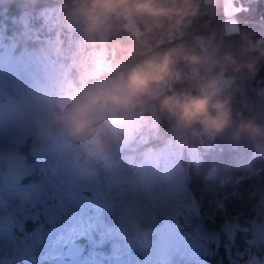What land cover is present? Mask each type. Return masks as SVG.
I'll return each instance as SVG.
<instances>
[{"label":"trees","instance_id":"trees-1","mask_svg":"<svg viewBox=\"0 0 264 264\" xmlns=\"http://www.w3.org/2000/svg\"><path fill=\"white\" fill-rule=\"evenodd\" d=\"M161 2L169 7L174 5L178 11L185 13L184 18H163L159 21L162 27L151 33H145L143 24L139 23L143 30L140 36H134L123 28L113 30L103 46H93L72 15L73 0H0V62L8 64L12 61L18 69L19 58L23 56L35 59L42 66L43 55L37 58L34 55L45 54L48 42L63 35L60 42L63 48L57 52L54 49L52 51L56 54H51L55 60L73 63L65 75L64 85L60 87L63 96L82 92L85 85L111 80L112 74L108 69L117 61L130 66L154 53L181 46L205 54L201 42L207 46V51L216 50L213 57L215 61L223 63L224 58L230 56L239 65H250L239 69L228 67L221 71L212 63L195 68L180 61L176 64L174 80L164 85V92L172 94L184 90L195 91L207 80H217L221 98L229 101L232 128L215 137L178 131L174 122L161 114L158 102L149 100L131 116L137 122L135 134L112 157L101 161H111L114 157L129 158L137 174L145 166L144 158L147 154L153 155L166 146L174 147L179 151L177 158L182 166L185 185L197 206V210L187 214L190 221L185 225V230L190 234L198 228L208 233V250L200 251L197 259L187 257L183 264H248L246 259L240 258L245 257L251 238L258 240L254 224L264 221V139L254 141L242 135L239 140H235L233 132L241 121H251L264 127V23H247L259 15L252 0H230V4L236 7L232 16L240 25L238 30L233 31L226 28L227 0H188L187 6L185 0ZM248 7H252L253 11H240ZM259 7L264 8V0ZM50 9H56L57 12L47 15ZM192 12L194 15L187 14ZM58 17L62 18L61 27L58 24L52 25V20ZM177 20H180L178 24ZM34 30H46L45 37L35 39ZM81 38L86 45L76 51L74 47L79 45ZM94 51L101 54L98 62L100 68L97 70L85 66L83 61L86 54ZM58 52L62 54L58 56ZM41 72L42 68L39 75ZM5 101V104H10L9 99L5 98ZM18 101L15 99L11 102ZM5 104L0 103V107L4 105L8 109ZM40 140L36 135L35 144ZM7 144L15 146L16 142L9 141ZM40 177L36 172L33 181ZM209 196L211 199L207 198ZM103 215L111 218L107 211ZM109 219L106 218L108 223ZM160 221L151 219L145 223L144 228L158 226ZM41 222L47 228L50 227L43 212ZM226 224L233 228L231 237L224 230ZM144 228L129 227L127 233L141 235ZM37 231L39 229L34 233ZM107 232H110L109 227ZM117 240L121 241L123 237L110 239L99 249L111 252L114 248L111 245ZM263 247L259 243L255 253L261 254ZM51 256L46 255L41 260L29 259L23 264H47L45 259ZM0 264L14 263L0 260Z\"/></svg>","mask_w":264,"mask_h":264},{"label":"rangeland","instance_id":"rangeland-1","mask_svg":"<svg viewBox=\"0 0 264 264\" xmlns=\"http://www.w3.org/2000/svg\"><path fill=\"white\" fill-rule=\"evenodd\" d=\"M227 2L226 28L229 31L238 30L239 22L232 16L236 7L230 4V0ZM56 12V9H50L46 14ZM61 22L62 18L58 17L52 20V25L58 24L61 27ZM41 31L34 30L33 37H45L46 30ZM62 39L63 35H58L57 39L48 42L45 54L34 55L36 58L43 55L42 66L35 59L23 56L19 58L18 69L12 61L8 64L0 62V92L4 94L0 93V103L5 104V98L10 100V104H5L8 109L4 105L0 107V153L12 147L7 144L9 141L16 142L17 146L30 133L41 139L33 145V152L40 161L37 162L36 172L41 177L28 185H8L4 179L5 172L2 171L0 157V260L12 261L14 264H23L29 259L41 260L46 255L60 253L65 242L81 234L93 237L91 247L95 249L81 258L56 264H183L187 257L197 259L200 251L208 250V233L198 228L190 234L185 230V225L190 221L187 214L191 210H197V206L185 185L182 166L177 158L179 151L166 146L153 155L147 154L144 158L145 166L135 174L129 158L114 157L111 161L101 162L112 157L135 134L137 122L133 117L124 118L116 129L102 126L99 136L104 151L96 156L89 155L92 150L91 138L86 142H70L62 127L55 122L54 117L67 111L82 93L73 92L64 96L60 93V87L66 80L65 75L73 65L72 62L66 64L51 56L63 48L60 46ZM85 45L86 42L81 38L74 49L78 51L80 46ZM54 49L56 52L52 51ZM57 54L59 56L62 53ZM99 60L101 54L95 51L83 58L84 65L94 70L100 68ZM111 82L112 80L107 79L101 83ZM98 84L100 82L85 85L81 91ZM15 99L19 100L18 103L11 102ZM43 160L51 161L55 170L66 173L70 179L83 185L107 186L110 178L118 174L123 178L120 188L122 194L102 202L98 207L87 204L85 211L70 220H54V202L47 203L44 198L26 195L47 179L49 169L45 167ZM29 207H34V210L28 212ZM106 211L109 212L110 219L103 215ZM42 212L50 223L49 228L41 222ZM28 216L40 219L39 231L16 233L13 227L23 226V221ZM151 219H160V224L144 228L145 223ZM108 227L110 232H107ZM129 227L144 230L140 232L141 235H130L127 233ZM254 230L259 236L258 241L264 245V221L255 223ZM160 233L178 238L181 251L170 253L152 247L149 237ZM117 236H122L123 240L114 241L111 252L99 249ZM60 237L63 238V243L54 249L34 247V241L38 238L53 241ZM253 264H264V247L261 254H254Z\"/></svg>","mask_w":264,"mask_h":264},{"label":"clouds","instance_id":"clouds-1","mask_svg":"<svg viewBox=\"0 0 264 264\" xmlns=\"http://www.w3.org/2000/svg\"><path fill=\"white\" fill-rule=\"evenodd\" d=\"M187 4L188 0H185ZM184 14L174 5L166 6L161 0H73L72 6V15L93 46H103L113 30H127L141 23L144 32L151 33L162 27L161 19L179 16L182 20ZM187 14L194 15V12ZM179 22L177 20V24ZM201 47L205 48V54L181 46L154 53L130 66L119 61L113 63L108 69L112 82L85 88L67 111L54 117L55 122L62 127L70 142H86L91 138L90 156L104 151L99 136L102 126L118 128L124 118L131 117L149 100L158 102L161 114L174 122L178 131L208 137L221 134L233 124L229 101L221 98L217 80L209 79L195 91L164 92V85L174 80L176 64L180 61L195 68L212 63L221 71L228 67H250L237 64L230 56H226L223 63L215 61L216 50L207 51L203 42ZM242 135L254 141L264 139V127L251 121H241L233 132V139L239 140Z\"/></svg>","mask_w":264,"mask_h":264},{"label":"snow or ice","instance_id":"snow-or-ice-1","mask_svg":"<svg viewBox=\"0 0 264 264\" xmlns=\"http://www.w3.org/2000/svg\"><path fill=\"white\" fill-rule=\"evenodd\" d=\"M252 3L256 5L255 10L259 12V15H257L254 20L247 21V23H264V8L259 7L262 4V0H252ZM240 11L252 12L253 8H241ZM237 15L239 14L237 13ZM9 22L11 23L12 21ZM20 151L25 154L30 153V143L24 141L21 144ZM27 162L29 164V169L26 172L30 170L31 164L40 161L31 157V161L29 162L27 160ZM42 162L45 167L49 169L47 179L44 183L31 189L26 195L41 197L45 200L53 201L54 207L52 208V218L54 220H70L78 213L85 211V205L92 204L98 207L102 202L122 194L120 188L123 183V178L118 174H114L110 178V182L107 186L103 184L83 185L70 179L66 173L55 170V166L51 161L43 160ZM207 198L211 199L210 196ZM224 230L229 237L232 236L233 228L230 224H226ZM260 242L261 241H258L255 238H251L245 257H241L240 259H246L248 264H253L255 249ZM60 243H63L62 237L53 241L38 238L34 241V247L36 249H54ZM149 243L154 248H159L170 253L181 251L178 238H173L165 233L150 236Z\"/></svg>","mask_w":264,"mask_h":264},{"label":"water","instance_id":"water-1","mask_svg":"<svg viewBox=\"0 0 264 264\" xmlns=\"http://www.w3.org/2000/svg\"><path fill=\"white\" fill-rule=\"evenodd\" d=\"M127 31L134 36H140L143 34V30L139 23L132 25ZM24 141L30 143V153L28 154L20 151L21 144ZM24 141L17 146L2 150L0 153V157L3 161L1 168L3 172H5V180L8 183L20 186L28 185L33 181L37 167V163H33L30 166V170L26 172L29 169L27 160L30 162L31 157H34L37 160V157L33 152L35 135L33 133L26 135ZM33 210L34 207L28 208V212H32ZM39 224V218L34 219L29 216L24 219L23 226H14V230L19 234H24L36 230ZM91 243V236L81 234L78 237L65 242L62 246V251L58 255L47 259L46 263L51 264L59 261H69L80 258L85 254Z\"/></svg>","mask_w":264,"mask_h":264},{"label":"bare ground","instance_id":"bare-ground-1","mask_svg":"<svg viewBox=\"0 0 264 264\" xmlns=\"http://www.w3.org/2000/svg\"><path fill=\"white\" fill-rule=\"evenodd\" d=\"M81 258V257H80Z\"/></svg>","mask_w":264,"mask_h":264}]
</instances>
